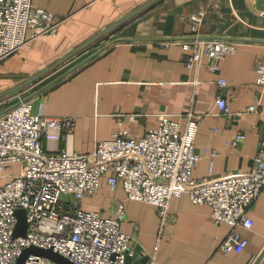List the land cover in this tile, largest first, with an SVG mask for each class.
Listing matches in <instances>:
<instances>
[{
  "label": "crops",
  "instance_id": "1",
  "mask_svg": "<svg viewBox=\"0 0 264 264\" xmlns=\"http://www.w3.org/2000/svg\"><path fill=\"white\" fill-rule=\"evenodd\" d=\"M147 1L34 0L36 6L62 20L58 33L27 44L2 62L0 91L53 64ZM193 19L199 20L198 37L239 44L219 62L217 73L205 65L198 71L187 68V52L180 41H171L195 35ZM111 33L73 64L66 62L68 67L57 77L61 79L30 94L36 111L73 118L75 152L91 153L98 141L121 129L139 138L158 127L162 114L183 127L186 114L192 111L199 116L194 148L201 156L194 178L248 172L255 156L261 153L264 159V113H244L248 106L264 105V88L256 83L258 64L264 60V8H258L256 0H160ZM166 43L169 46L161 45ZM100 49L104 50L88 60ZM219 77L226 81L223 89L216 85ZM219 94L228 99L231 111L242 114L235 118L220 114L215 102ZM238 131L244 138L231 146ZM49 145L54 146V140ZM56 145L62 149L63 139ZM208 149L216 153L214 157ZM122 200L121 230L134 237L131 264H141L146 256L144 264H264V191L250 209L252 227L237 228L247 246L240 253L228 254L218 248L230 226L216 225L210 207L194 204L187 195L171 199L164 225L155 206L126 200L123 190L111 191L105 178L95 195L81 201V207L112 216L116 202ZM137 247L141 249L138 254Z\"/></svg>",
  "mask_w": 264,
  "mask_h": 264
},
{
  "label": "built area",
  "instance_id": "2",
  "mask_svg": "<svg viewBox=\"0 0 264 264\" xmlns=\"http://www.w3.org/2000/svg\"><path fill=\"white\" fill-rule=\"evenodd\" d=\"M192 21L195 35L171 41H180L187 52V68L198 71L205 65L217 73L219 62L233 54L239 44L198 37L199 20ZM61 22L49 10L36 6L34 0H0V64L27 44L56 36ZM256 83L264 88V60L258 64ZM216 85L223 89L226 81L219 77ZM31 97L21 98L0 112V264H15L22 251L31 246L52 249L74 264H131L126 256L134 237L121 230L124 201L116 202L112 216L81 207L84 198L98 192L103 178L111 191L121 188L126 200L155 206L163 225L171 199L187 195L194 204L210 207L216 225L230 226L218 248L222 254L245 249L247 240L237 228L252 227L249 212L264 191L261 153L254 157L248 172L194 178L201 157L194 148L199 116L189 111L183 127L162 114L158 127L139 138L121 129L98 141L91 153L81 154L72 149L73 118L36 111ZM215 102L226 117L242 114L231 111L228 99L220 94ZM253 112L264 113V105H251L244 111ZM129 118L134 120V115ZM61 138L64 146L59 149L56 144ZM243 138V132L238 131L230 145L237 146ZM50 140L54 146L49 145ZM207 151L211 157L216 154ZM14 165H19L17 172H9ZM20 209L25 212L27 228L24 236L14 237ZM25 264L56 263L29 254Z\"/></svg>",
  "mask_w": 264,
  "mask_h": 264
},
{
  "label": "water",
  "instance_id": "3",
  "mask_svg": "<svg viewBox=\"0 0 264 264\" xmlns=\"http://www.w3.org/2000/svg\"><path fill=\"white\" fill-rule=\"evenodd\" d=\"M158 1H160V0H148L147 2H145L144 4H142L141 6L136 8L135 10H133L130 13H128L127 15H125L123 18L117 20L116 22H114L110 26L102 29L101 31H99L95 35L91 36L90 38H88L87 40L82 42L81 44L77 45L72 50L68 51L66 54H64L63 56L58 58L53 64L46 66L45 68L41 69L36 74L29 76L24 81L6 89V90L0 91V98L7 96V95H10V94H13V93H16L19 90L25 88L26 86L32 84L33 82H36L46 72L50 71L51 69L58 67L59 65L64 64L71 57H73L74 55H76L77 53L82 51L83 49L88 48L89 46H91L96 41H98L102 36L113 32L118 27H120L122 24L131 20L132 18H134L138 14L142 13L143 11H145L146 9H148L149 7H151L152 5L157 3ZM256 1H257V7L260 9H263L264 8V6L262 5L263 0H256ZM102 50H104V49H101V51ZM101 51H99V52H101ZM99 52L92 55L88 60H90L91 58L96 56ZM59 79H61V78H59ZM59 79H57V80H59ZM57 80L53 81L52 83L56 82ZM26 228H27V226H26L25 212L23 209H20L17 211V225L15 228L14 237L24 236L25 232H26ZM140 251H141V249L139 247H137L135 249V253H137V254ZM29 254H35V255L43 256L45 258H48V259L54 261L56 264H74L73 262H71L68 259H66L65 257H63L62 255L54 252L52 249H42V248L35 247V246H31L29 248L24 249L22 251L21 255L17 258L15 264H25V259L27 258V256ZM146 259H147V256L144 258V260H141V261L139 260V261L141 264H144ZM126 262L131 263V256H129V254L126 256Z\"/></svg>",
  "mask_w": 264,
  "mask_h": 264
},
{
  "label": "rangeland",
  "instance_id": "4",
  "mask_svg": "<svg viewBox=\"0 0 264 264\" xmlns=\"http://www.w3.org/2000/svg\"><path fill=\"white\" fill-rule=\"evenodd\" d=\"M112 33H108L104 36H102L98 41H96L95 43H93L91 46H99L100 43L104 42L105 40H107L109 38V36H111ZM89 46L86 49H83L82 51H80L79 53H77L76 55H74L73 57H71L70 63L68 61V65L69 64H73V62L76 60H79V58H81L83 56L84 53L87 52V50L91 47ZM101 51L98 50L97 52ZM96 52V53H97ZM100 53V52H99ZM94 55V54H93ZM73 61V62H72ZM65 62V63H66ZM72 62V63H71ZM64 63V64H65ZM59 65L58 67L51 69L50 71L46 72L37 82H33L32 84L26 86L25 88L21 89L20 91L4 96L2 98H0V112H2L4 109H7L8 107L12 106L14 103L18 102V100H20L21 98H24L30 94H38L40 93L42 90H45L47 87H49V85H51V83L59 78H57L58 76L62 75V71H64L65 65ZM67 64V63H66ZM83 64V62L79 63L77 67L81 66ZM63 67V68H62ZM32 95V96H33ZM19 168V165H14L13 166V170L9 171V172H17Z\"/></svg>",
  "mask_w": 264,
  "mask_h": 264
}]
</instances>
